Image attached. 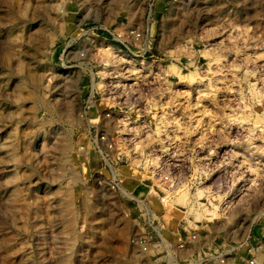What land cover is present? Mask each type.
Listing matches in <instances>:
<instances>
[{"label": "rangeland", "instance_id": "1", "mask_svg": "<svg viewBox=\"0 0 264 264\" xmlns=\"http://www.w3.org/2000/svg\"><path fill=\"white\" fill-rule=\"evenodd\" d=\"M263 218L264 0H0V264H264Z\"/></svg>", "mask_w": 264, "mask_h": 264}, {"label": "built area", "instance_id": "2", "mask_svg": "<svg viewBox=\"0 0 264 264\" xmlns=\"http://www.w3.org/2000/svg\"><path fill=\"white\" fill-rule=\"evenodd\" d=\"M263 221H264V218H263ZM182 247H183V245L180 248H182ZM259 250L260 249H259V247H257V245L251 246L247 249V251L250 255V260L247 262L248 264H261L260 261H258V258L256 257V253H258ZM220 261H221V263L224 262L223 259Z\"/></svg>", "mask_w": 264, "mask_h": 264}]
</instances>
